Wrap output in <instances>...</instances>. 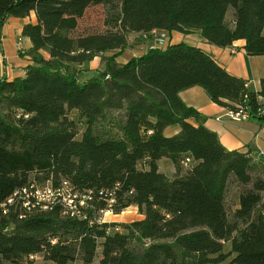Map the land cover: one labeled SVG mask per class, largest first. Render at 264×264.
<instances>
[{
  "label": "trees",
  "instance_id": "obj_1",
  "mask_svg": "<svg viewBox=\"0 0 264 264\" xmlns=\"http://www.w3.org/2000/svg\"><path fill=\"white\" fill-rule=\"evenodd\" d=\"M97 6L104 32L73 36ZM29 14L35 22L21 36L31 65L23 77L0 79V264L36 255L46 264H264V161L226 150L179 98L199 87L217 106L244 108L264 125V79L251 92L181 43L115 62L130 35L154 32L198 33L217 48L243 41L247 56H264V0H0V29ZM107 52L103 70L79 80L80 67ZM171 127L178 132L165 134ZM161 160L172 178L159 171ZM63 182L91 195L81 217L60 205L26 209L14 196ZM130 207L140 219L97 221Z\"/></svg>",
  "mask_w": 264,
  "mask_h": 264
},
{
  "label": "crops",
  "instance_id": "obj_2",
  "mask_svg": "<svg viewBox=\"0 0 264 264\" xmlns=\"http://www.w3.org/2000/svg\"><path fill=\"white\" fill-rule=\"evenodd\" d=\"M29 15L25 19L8 18L2 29H0V42L3 48V57L0 58V79L6 78L9 81L13 78L23 77L25 69L31 65L29 58L25 55L26 51L30 49L31 44L28 39L21 36V28L29 22H35L34 14ZM154 33L158 34L161 32ZM130 36L138 37L141 35L132 34ZM179 43L185 44L187 47L191 46L202 49L228 74L243 81L245 80L249 91L258 92L259 83L264 79V56H247L243 48V41L235 42L227 48H217L208 45L198 33L183 35L172 32L167 34L165 47ZM147 46L146 44L143 51L138 55H133V53L129 55L128 50L130 48L128 47L115 58V62L118 65H123L131 58L141 56L147 49L152 48L151 45ZM19 49L24 53H20ZM179 98L185 106L193 108L205 119V128L217 135L221 146L226 150L250 151L254 159H262L264 161V125L260 121L252 118L241 121L232 120L229 117L230 111L211 102L206 92L199 87L181 91ZM189 123L196 126L193 120H190ZM177 132L178 127H171L166 130L165 134L174 135ZM163 161L158 162L159 171L160 164ZM167 164L169 165V163ZM173 173L174 170L171 174L173 175ZM118 216L114 215L113 217ZM111 221H107V223Z\"/></svg>",
  "mask_w": 264,
  "mask_h": 264
},
{
  "label": "rangeland",
  "instance_id": "obj_3",
  "mask_svg": "<svg viewBox=\"0 0 264 264\" xmlns=\"http://www.w3.org/2000/svg\"><path fill=\"white\" fill-rule=\"evenodd\" d=\"M104 18L103 9L102 7H91L89 8L83 17L79 20H77V28L73 32V36H84L89 34H102L104 32V28L102 26V20ZM155 34V33H154ZM154 34L150 35L151 37L144 38L142 35L138 37L129 36V55L133 53V55H138L143 51V48H145V45L147 44L149 47L152 46L154 41ZM167 35V33H165ZM158 35V34H156ZM167 39V36L166 38ZM148 42V43H145ZM155 43V41H154ZM127 53V54H128ZM113 55L112 52L105 53L102 57H97L96 59L90 61L87 64H84L81 68V73L79 75V80H86L90 78L91 76L97 75V73L101 72L103 70V59H107ZM69 118L77 123L78 132L81 133L83 131V126L78 123V116L76 112H71L69 114ZM80 135V134H79ZM78 135V137H79ZM167 160H164L160 164V171L164 173V176H167L168 178H172L171 172L173 171L172 166H169L167 164ZM188 168L184 167L183 170H187ZM235 207L231 204L230 209L233 210ZM114 215L112 213L101 215V220H103L105 223L107 221H111L112 223H116L118 225L120 224H127L131 223L133 221H136L140 219V215L135 207H130L129 209L122 212L118 217H113ZM115 221V222H114ZM110 222V223H111ZM118 227V226H117ZM119 228V227H118ZM119 231L121 229L119 228ZM230 251V247L228 244L224 245L223 253H228ZM233 256H231L232 258ZM30 264H46L42 257L40 255L33 256V259L30 260Z\"/></svg>",
  "mask_w": 264,
  "mask_h": 264
},
{
  "label": "built area",
  "instance_id": "obj_4",
  "mask_svg": "<svg viewBox=\"0 0 264 264\" xmlns=\"http://www.w3.org/2000/svg\"><path fill=\"white\" fill-rule=\"evenodd\" d=\"M154 34V41L152 48H163L165 47V42L167 39L166 34L161 32ZM19 51H22L19 49ZM3 57V48L0 42V58ZM261 114H264V108H262ZM249 114L246 109L238 108L235 112H229V117L234 121H241L250 119ZM189 160H185L184 166H187ZM17 198L19 196H26L27 208L29 209L31 205L44 206V210L51 209L54 205H60L63 209L65 215L71 217H81L82 209L86 208L88 202L91 201V195L89 193H74L66 182H63L61 186L57 189H52L49 186L37 187L35 185H29L22 189L16 190ZM8 205L15 203V200H7ZM111 213L110 210L101 212V215H106ZM102 218L97 219L98 223H101ZM33 259V256L29 257V261Z\"/></svg>",
  "mask_w": 264,
  "mask_h": 264
},
{
  "label": "bare ground",
  "instance_id": "obj_5",
  "mask_svg": "<svg viewBox=\"0 0 264 264\" xmlns=\"http://www.w3.org/2000/svg\"><path fill=\"white\" fill-rule=\"evenodd\" d=\"M17 195V193H15V195L14 196H16ZM23 197V202H24V205H25V207H27V201H26V196H22ZM33 207V205H31V207L30 208H32ZM43 209H44V206H43Z\"/></svg>",
  "mask_w": 264,
  "mask_h": 264
}]
</instances>
